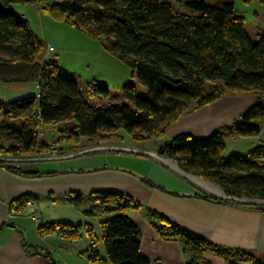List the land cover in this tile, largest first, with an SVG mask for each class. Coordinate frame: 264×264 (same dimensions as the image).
Returning <instances> with one entry per match:
<instances>
[{"label":"trees","instance_id":"obj_1","mask_svg":"<svg viewBox=\"0 0 264 264\" xmlns=\"http://www.w3.org/2000/svg\"><path fill=\"white\" fill-rule=\"evenodd\" d=\"M256 1L264 5V0ZM15 5L37 6L89 38L102 39L106 52L130 70L144 92L139 94L127 82L118 95L124 102L118 104L107 87L95 82L80 85L45 57L47 46L27 20L12 11ZM0 83H32L38 89L36 95L0 102V158L33 152L40 145L38 127L49 124L64 127L60 140L65 137L71 144L120 128L135 140L161 139L183 112L198 111L231 91L258 94L256 103L230 127L233 134L256 136L264 124V35L250 39L231 0H0ZM102 99L114 103L102 104ZM171 140L157 154L175 161L181 171L214 183L229 197L264 200L263 148L225 156V133L220 131L203 138L184 132ZM88 198L94 209L112 215L100 223L109 263L150 264L140 252L138 226L121 214L140 205L113 192H93ZM66 200L78 206L83 196L70 193ZM83 213L95 215L94 210ZM150 215L163 223L152 224L160 236L194 250L187 264H208L203 260L207 251L232 264L235 255L240 261L261 264L243 250L223 249L162 216ZM38 233H58L74 242L81 239L82 227L66 221L41 223ZM85 233L89 242L85 257L102 264L92 227H85Z\"/></svg>","mask_w":264,"mask_h":264},{"label":"crops","instance_id":"obj_2","mask_svg":"<svg viewBox=\"0 0 264 264\" xmlns=\"http://www.w3.org/2000/svg\"><path fill=\"white\" fill-rule=\"evenodd\" d=\"M231 1L234 3L237 16L244 20V29L250 39L253 41L258 40L260 35H264V5L256 0H242V4L237 7V0ZM32 6H23V8L27 12L28 8ZM17 13L23 15V12L17 11ZM37 14L44 15L38 7ZM46 56H50V54H46ZM6 84L5 91L7 93L3 92L5 94L4 99L15 98V88H17L15 83H0V89L4 88L3 85ZM34 85L36 86V84ZM35 89L38 90L36 87ZM21 93L23 94L19 97L28 95L26 91ZM257 96L258 94L253 91H231L227 93L215 102L193 112L189 116L191 130L185 133H190L197 138L207 137L214 131L225 133V156L229 155L226 150L230 139H233L231 141L234 143L239 142L235 148H232V151H237L241 144L246 145L248 153L242 155L250 154L257 147L264 149V124L256 136H241L230 131L233 123L239 120L256 103ZM53 126L57 127L59 125ZM64 130H60L61 135L59 138L65 135ZM37 140L39 144L50 143L42 140L39 131ZM77 143H80V140ZM158 148L159 146L154 150V154H157ZM77 152L79 151H71L67 155ZM232 153L239 154L238 152ZM26 168L25 170L22 168L18 170L37 174L27 176L15 169L14 165L3 166V163L0 162V264H64L66 260L62 255L65 254V256L68 254L74 257L73 263L70 259L66 264H77L76 262H80V260L84 261L86 259L84 252L83 254L79 252L82 248H78L77 245L74 246L73 241L69 242L61 238L58 233L46 235H39L38 233V227L41 223L43 225L60 221L75 223L71 220V216L58 220L49 218V216L44 217L43 214H36L35 212L38 213L39 211L40 198L54 201L60 199L72 204L66 200L67 195L70 193H79L83 196L90 195L93 192L124 194L133 198L140 205L141 208L139 212H136L133 222L138 226L141 234L140 252L149 258L150 264H187L190 262L194 251L190 246L183 245L179 240H171L169 236H166V238L160 236L152 224L160 227L159 223L161 221L152 219L150 217L152 216L151 213L158 216L162 214L174 225L223 249L243 250L253 255L259 263L264 264V211L235 207L230 204L220 205L209 200L203 195L205 193L187 181L196 190L189 191L174 188L175 191H172L170 188L165 189L160 186L162 189L153 183L144 182L143 178L130 177V174L125 175L124 173H104L97 175L98 179L88 178L84 181L79 173L43 172L36 169V167ZM168 171H160L161 177L174 180L175 177L172 174L175 173ZM52 172L56 175H48ZM157 175L156 178L160 177V174ZM28 202L30 205L27 204ZM145 204L147 205L146 212H144L143 207ZM90 207L92 206L90 205L88 208ZM27 208L29 210L33 209L34 214L32 216H38L41 221L37 223L31 218V222L35 226V234L32 230L27 232V227L24 225L28 221L25 219L26 222L21 217ZM76 208L78 209L77 206ZM81 221L78 222L81 227L91 226L88 223L82 225ZM51 247H53L54 252L57 247L60 249V253H56V255L60 256L61 262L56 260L55 254L51 252ZM231 258L234 259L235 264H254L249 261H240V257L237 255ZM203 260L204 263L208 264H232L226 258L211 251L204 253Z\"/></svg>","mask_w":264,"mask_h":264},{"label":"rangeland","instance_id":"obj_3","mask_svg":"<svg viewBox=\"0 0 264 264\" xmlns=\"http://www.w3.org/2000/svg\"><path fill=\"white\" fill-rule=\"evenodd\" d=\"M237 2V7H239L242 4V0H237ZM24 9L25 8H23L22 5H15L12 7V11L14 13L15 10L18 12H23V15L25 16L28 25L30 26L35 36L47 46L46 50L48 51V54L50 53V59L52 61H55L58 67L64 73L75 77L80 85L85 86L87 83L95 82L100 86L107 87L111 91L113 99H117L116 103L118 104H120L122 101L124 102L122 98L123 96L118 95H121V88L122 86H124L123 84L127 82L133 83L137 87L139 94H142V92H144V88L137 84L136 78L131 76L130 70L124 64L116 60L111 54L106 52L103 46L102 39H91L82 32L76 30L72 25L65 24L62 21L56 20L48 14H37V6L33 5L32 7H29V10H27V12ZM16 14H19L20 16L24 17L20 13ZM3 87L4 88L0 89V102H11L17 100L18 97L23 94L21 92L26 91V94L28 95H36V91H38L35 89V87L37 88V86L32 83L15 84V87H17L15 88V98L4 99V93H7V91H5L7 84L3 85ZM113 99H110L111 101H108L109 99H102V104H107L108 102L114 103ZM193 112L194 111H192L191 109L187 110L186 112H183L179 119L167 128L165 135L161 139L149 138L142 141L133 139V137L128 132L120 128L116 129L115 131L102 133L100 134L101 137H98L94 140L81 138L79 139L80 143H76V145H74L71 144V142L66 138H62L61 140H59V137L61 135L60 130H64V127H56L53 125H41L38 127L39 135L43 141H49L50 143L47 142L48 144L44 143L38 145L39 147H36L33 152L23 154L21 156L22 158H14L19 160L17 162L6 161L1 163H3V165L5 166L14 165L15 169L17 170L21 168L25 170L26 167H36V169L43 172L61 171L65 173H79V176H81V179H83L84 181L88 178L98 179L97 175H102L104 173H124L125 175L130 174V177L143 178L144 182L153 183L157 187L162 186L165 189L170 188L172 191H175L173 190L174 188L193 191V189L195 188L189 185L184 179H182L178 175L172 174L174 175L173 177H175L174 180L162 178L160 171L168 170L163 167L160 163L155 161V159H152L150 157L136 156L130 153L105 151L90 152L83 154L79 157L67 160H44L60 158L66 156L69 152L75 150H78L79 152L77 153H80L89 149L91 150L104 146L133 149L147 153H154V150L158 146L160 147L165 143H170L172 141L171 139L176 134H179L181 132H189L191 130V121L189 120V116ZM231 140L233 139H230L229 143L227 144V154H232V152H238L239 154L248 153V149L245 144H241L237 151H232V148H235L239 144V142L234 143ZM7 159L11 158L9 157ZM24 170L18 171L20 173H25ZM157 174H160V177L156 178ZM49 175L53 176L56 175V173L52 172V174ZM88 196L89 195H83V202L77 206L78 209L76 208V206H74L75 204H68L67 202L61 201L60 199L54 201L52 199L40 198L38 203L39 211L38 213H35H41L44 215V217L49 216V218L58 220H60V218H67L66 216H71L70 218L73 222L75 221V223H73L75 225H77L78 222H80L81 220H83L81 221L82 225L87 223L91 225L93 232L98 240L97 250L99 253V258L102 259V264H110L106 258V253L102 242L100 222L109 219L112 215L102 213L100 209L99 211L94 209V204L92 205V202L89 200ZM207 198L220 205L229 203L227 201L215 200L209 196ZM233 204V206L235 207L239 206L241 208H244L243 206L237 205L235 203ZM90 205L92 207L88 208ZM143 207L144 212H146L147 205L145 204ZM249 207L252 206H247V208ZM139 209L127 210L122 212L121 214L127 216L130 220L134 221L136 212H139ZM88 210H94L95 215L86 216L83 211ZM33 214L34 210H29L27 208L25 209V212L21 217L24 218V220L26 219L28 221V223L24 225L25 227H27V232L32 230V232L35 234V226L31 222V216ZM160 215L163 216L162 214ZM166 219L169 220L168 218ZM162 225L163 223L160 222L159 226ZM33 238L36 239L35 237ZM72 243L74 246L77 245L78 248H82L79 251L80 254H83V252L84 255L87 254L89 242L85 233V227H82L81 239ZM51 248V252L55 254L56 260L58 262H61L60 256L58 255L60 253V249H58L57 247V250L54 252L53 247ZM56 253L58 254L56 255ZM65 255L62 256L63 258L65 257L64 259L66 260V263L70 259L71 263H73V255ZM103 261L105 262L103 263ZM66 263L64 262V264ZM76 263L92 264L87 261V258L84 261L80 260V262Z\"/></svg>","mask_w":264,"mask_h":264},{"label":"water","instance_id":"obj_4","mask_svg":"<svg viewBox=\"0 0 264 264\" xmlns=\"http://www.w3.org/2000/svg\"><path fill=\"white\" fill-rule=\"evenodd\" d=\"M105 151H111V152H119V153H130L132 155L136 156H143V157H150L152 159H155L158 163H160L162 166L167 168L168 170L172 171L173 173L177 174L179 177L190 183L191 185L195 186L196 188L200 189L203 193L208 195L209 197L218 200V201H227L232 202L237 205L247 207H264V200L260 199H237L234 197H229L225 194L223 189H221L219 186L215 185L214 183L207 182L197 176L185 173L181 171L176 164L175 161L167 158L160 157L158 154L154 153H147L143 151L133 150V149H125V148H118V147H101L96 149H89L80 153L72 154L63 156L56 159H44V160H67L75 157H79L83 154L90 153V152H105ZM17 162L19 160L17 159H6V158H0V162Z\"/></svg>","mask_w":264,"mask_h":264},{"label":"built area","instance_id":"obj_5","mask_svg":"<svg viewBox=\"0 0 264 264\" xmlns=\"http://www.w3.org/2000/svg\"><path fill=\"white\" fill-rule=\"evenodd\" d=\"M38 118H39V116H38ZM27 204L29 205L30 203L28 202ZM31 218H32L33 221H35V222H37V223H40V222H41V221H40V218H39L38 216H35V215H34V216H32Z\"/></svg>","mask_w":264,"mask_h":264}]
</instances>
